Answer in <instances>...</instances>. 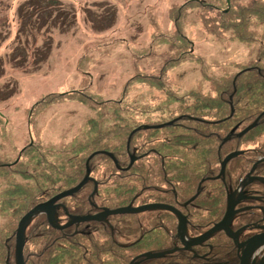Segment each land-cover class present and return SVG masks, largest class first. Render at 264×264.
<instances>
[{
	"label": "flooded vegetation",
	"instance_id": "1",
	"mask_svg": "<svg viewBox=\"0 0 264 264\" xmlns=\"http://www.w3.org/2000/svg\"><path fill=\"white\" fill-rule=\"evenodd\" d=\"M154 93L166 104L93 111L91 127H103L96 137L109 143L124 137V151L89 154L91 180L80 192L91 189L90 210L79 202L78 214H72L62 200L56 203L62 227L72 217L127 212L54 229L76 235L68 248L77 253L78 264H116V257L123 264H264V243L245 246L258 237L264 240V107L235 106L236 93L226 98L224 90L222 96L215 91L212 102L204 96ZM95 159H103L102 173L112 184L113 195L102 204L95 202L101 171L91 165ZM52 250V244L44 250L47 262ZM39 254L33 244L29 264H39Z\"/></svg>",
	"mask_w": 264,
	"mask_h": 264
},
{
	"label": "rangeland",
	"instance_id": "2",
	"mask_svg": "<svg viewBox=\"0 0 264 264\" xmlns=\"http://www.w3.org/2000/svg\"><path fill=\"white\" fill-rule=\"evenodd\" d=\"M184 1L0 0V155L8 152L12 159L16 158L31 139L55 146L81 137L82 128L93 114L89 108L66 101L43 114L37 125H30L31 108L40 98L71 90L87 89L92 95L119 99L136 73L129 47L137 50L150 47L153 34L160 33L151 23L155 18L164 30H172L167 12ZM238 1L248 5L251 0ZM189 12V22L182 32L173 34L178 41H174L173 35L161 34L152 51L142 52L148 57L141 59L140 66L143 73L156 78L181 47L180 39H185L184 36L193 39L195 54L186 52L184 58L177 55L180 66L164 76L169 81L167 89L184 93L183 96L192 95L200 85V90L208 89L203 82V65L187 59L202 57L212 65L209 68L212 73L221 76L229 71L231 76L237 72L235 64L242 65L258 55L257 45L240 43L230 33L223 34L222 26L221 29L210 26L211 20L218 16L216 11L193 8ZM171 47L174 49L169 50ZM90 49L94 52L87 61L81 60L79 67V59ZM158 89L154 80L135 84L131 97L126 98L127 104L156 105L158 98H163L154 93ZM140 93L152 95L139 98ZM3 129L12 136L15 149L3 139ZM6 222L0 218V227Z\"/></svg>",
	"mask_w": 264,
	"mask_h": 264
},
{
	"label": "trees",
	"instance_id": "3",
	"mask_svg": "<svg viewBox=\"0 0 264 264\" xmlns=\"http://www.w3.org/2000/svg\"><path fill=\"white\" fill-rule=\"evenodd\" d=\"M238 2V0H185L181 4L171 6L166 16L168 24L173 28L172 30H164L158 19L155 18L151 23L159 29L160 33L158 34V31H156V34H153L149 49L137 50L129 47L136 61H134L136 73L125 85L119 99H110L95 93L92 95L87 89L71 90L62 94L53 93L40 98L31 108L29 112L30 125H37L43 114L55 105L66 101L85 106L92 112L98 107L128 105L126 98L133 91L132 87L146 81L153 82L154 80V83L159 86L158 90L174 92L172 89H167L169 81L165 80L164 76L178 65L179 57L177 55L181 54L184 58L186 52L189 54L194 53V40L186 36H184L185 39L181 38L179 42L181 47L176 49L177 51L173 54L174 57L163 65L161 75L156 76V78L141 71V62L145 57H148L146 56L148 54H142V52L152 51V47L156 45L161 34H163V37H171L175 33L176 35L179 32L181 33L182 28L189 22V10L193 8L216 11L218 16L211 20L210 26H217L220 29L222 26L225 28L223 34L230 33L233 39L238 40L240 43L257 45L258 55L255 59L242 65L241 63L235 64L234 67L237 72L231 76L228 75L231 73L229 71L226 72V75L221 76L212 73L209 71L210 62L202 57L187 59L186 61H199L203 65V82L208 86V89L206 91L200 90L202 88V85H200L198 89L190 93H193L192 95L187 94L186 96H194L197 100L204 96L212 102L214 101L213 93L216 91L219 96H222L224 90L227 94L226 98L236 93L234 95L235 106L264 107V0H251L248 2L249 4L247 3L248 5ZM194 3L198 5L190 6ZM52 4L54 6L56 3L53 2ZM176 35L172 36L174 41H178ZM187 44L190 45V48ZM185 48H189L188 51ZM171 49H174V47L169 48V50ZM93 52L94 50L90 49L83 54L79 59V67H81V60L86 59L87 61ZM166 77L168 78V76ZM168 99L175 98L168 97ZM161 100L159 99L157 104H166ZM196 102L198 104V101ZM169 104L173 105L175 103L171 102ZM92 115L82 128L81 137H76L71 143L49 146L41 139H31V142L19 152L16 158L12 159L8 152L4 156L0 155V218L7 220L0 227V264H7L9 255L11 264H15L16 228L20 220L38 204L65 190L78 186L86 175V162L89 154L95 150H110L118 156L123 153L124 137L115 138L112 143H109L107 139H98L96 131L101 132L103 127L98 130L91 127V121H94ZM1 134L5 142L9 143L13 147L12 149H15L13 138L8 131L3 129ZM102 161L103 159H95L91 165L94 169L97 167L96 169L99 170ZM98 174L103 179H99L100 191L97 192L95 202L102 204L113 195L109 194L112 184L109 183L110 175H104L100 171H98ZM117 180V177L113 178L115 184H120ZM90 194L91 189H86L62 201L72 214H78L77 204L79 202H86L84 206H81L87 212L88 209H91L87 204ZM69 233L71 235H68ZM72 233L73 231L64 233L55 230L49 225L45 216L37 218L27 231L26 263L29 264L30 251H32L33 244H36L42 253L39 254L41 260L39 264H78L77 253L68 248L71 242L77 241L76 235ZM49 244H52L53 250L51 252L52 259L47 262L44 259V250L47 249ZM116 250L121 249L116 247ZM64 260L66 263H64ZM116 264H123L121 257H116Z\"/></svg>",
	"mask_w": 264,
	"mask_h": 264
},
{
	"label": "water",
	"instance_id": "4",
	"mask_svg": "<svg viewBox=\"0 0 264 264\" xmlns=\"http://www.w3.org/2000/svg\"><path fill=\"white\" fill-rule=\"evenodd\" d=\"M252 128L253 127H251L250 129ZM90 177H91L90 171L88 169L86 177L77 187L64 191L56 195L49 201L37 205L21 219V221L18 224V228L16 232V264H26L25 257H24V250H25L26 240H27L26 239L27 230L32 224V222L40 215L47 216V219L53 228L58 229V230H64L70 226L79 224L81 222L91 221V220H95L99 218H101V220H105L110 215L124 214L125 212H127L125 209H120V210H115V211L106 210L105 213H103L99 217H72L64 227L59 225V220L56 216V203H58L59 201L65 198L72 197L73 195L77 194L82 189V187L85 184H87L89 180H91ZM96 192H97V189H96ZM153 208H160V207H150V209H153ZM142 210L144 209H141L140 211ZM223 227H224L223 224L217 226L210 234L214 233L216 230L222 229ZM210 234H208L207 236H210ZM229 235L234 238V235L230 233ZM261 243L263 244L264 240L262 241V239L258 237V238L253 239L251 241V244L248 243L245 246L246 248L251 249L254 246L261 245ZM7 264H9V258H8ZM243 264H247V262L246 263L243 262Z\"/></svg>",
	"mask_w": 264,
	"mask_h": 264
}]
</instances>
